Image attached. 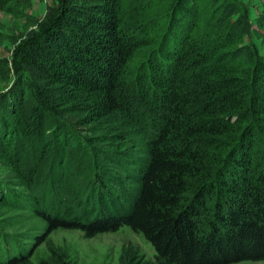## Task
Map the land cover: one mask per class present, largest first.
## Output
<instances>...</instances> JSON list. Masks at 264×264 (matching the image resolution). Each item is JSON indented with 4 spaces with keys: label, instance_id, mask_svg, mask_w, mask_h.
Returning <instances> with one entry per match:
<instances>
[{
    "label": "trees",
    "instance_id": "16d2710c",
    "mask_svg": "<svg viewBox=\"0 0 264 264\" xmlns=\"http://www.w3.org/2000/svg\"><path fill=\"white\" fill-rule=\"evenodd\" d=\"M71 1L55 0L11 61L0 59L2 79L16 78L0 96V208L27 202L48 233L128 227L155 254L152 263H129L264 261V56L243 42L246 8L237 0H90L96 6L78 14ZM257 21L263 29L264 15ZM25 75L46 79L35 95ZM123 146L121 155L135 150L126 206L113 195L107 204L94 188L78 208L60 194L66 156L80 152L83 174L92 171L104 189L110 149ZM52 170L58 176L48 183ZM40 182L55 183L41 197L51 214L37 208ZM11 239L0 230V264H25L31 251H4ZM38 264L68 263L52 253Z\"/></svg>",
    "mask_w": 264,
    "mask_h": 264
},
{
    "label": "rangeland",
    "instance_id": "374dc122",
    "mask_svg": "<svg viewBox=\"0 0 264 264\" xmlns=\"http://www.w3.org/2000/svg\"><path fill=\"white\" fill-rule=\"evenodd\" d=\"M148 1L152 2L153 0ZM237 1L246 8L251 24L250 34L244 38L243 42L253 45L258 53L264 56V28H260L257 24L258 18L264 15V1ZM75 2L69 4L77 6L76 9L80 11L78 14H88V11L83 10V8L89 9V6H96V4L90 3V0H75ZM155 2H158V0ZM81 3L89 4L86 7H82ZM54 5L55 0H0V59H6L10 62L14 49L22 37L26 32H37L47 14V8ZM157 9L156 6H153L152 10ZM89 12L92 14L91 9ZM93 14H98V12H94ZM24 79L25 83L29 85L28 87L32 91V95H35L38 88L46 82V79L38 76H30L27 79V75H25ZM15 83L16 78L13 74H10L6 80L0 76V96L14 91ZM28 95H31L30 92ZM35 114H37V111ZM77 132L82 134L81 130H77ZM81 136H86V133ZM138 142L139 139L134 137L133 146ZM127 149L125 146L119 147L117 150L110 149L108 155L112 160L106 166L107 173H109L106 177L109 179L106 182L102 178L103 181H101L102 183H106L104 189H100L98 186V189H96V182L94 181V173L92 171H88L86 175L83 174L85 172V164L80 162L82 161L81 158L79 159L81 157L80 152L73 156H66L64 164L67 168L60 187V194L75 203L78 208L77 202L81 200L85 201V198L89 197V192L94 188L93 190L102 194V198L107 200V204L115 200L122 206H126V188L132 191L135 189L134 185H124L127 181V176L129 174L132 175L135 170L131 158L132 153L135 155V150L133 147L129 149L128 153H126L129 158L118 152L119 150L126 151ZM54 172L48 178V183L51 178L54 179L58 176V173L55 172V174ZM8 181L11 180L9 179ZM47 184L46 182L43 184L40 182L38 186L36 194L38 198L37 208L51 214L50 203L48 201L44 204L41 203L43 195H51V192L55 190L52 187L55 186V183L52 182V186H48ZM13 190L17 191L16 189ZM43 190L46 191V194L41 193ZM76 192H79L80 195ZM109 195L114 196L113 201ZM65 203V201L62 202L60 206L65 205ZM11 204L15 207L8 205V207L0 208V230L5 235L12 237L11 240H7L9 247L5 248L4 251L7 254L15 250V253H22L23 255L31 251L30 258L25 264H38L40 260L50 257L52 253L62 255L68 264H135L129 263V257L131 258V256H136V261L138 262L152 263L155 259L154 250L150 243L140 234L132 232L128 227H122L116 232L101 233L91 237L78 229L58 228L48 233L46 232L48 227L47 222L37 216L34 206L29 205L27 202L20 204L19 201ZM99 204L98 200L95 199L93 206L96 207V211H92L93 216L99 217L103 214L101 206L99 209ZM59 209L62 210L61 207ZM82 209L83 207L80 210L78 209V211L80 212ZM39 239H42L40 243L34 245ZM236 264H264V261H244Z\"/></svg>",
    "mask_w": 264,
    "mask_h": 264
}]
</instances>
